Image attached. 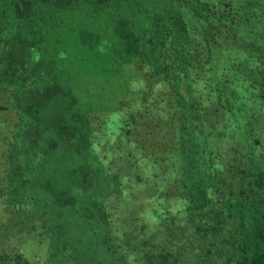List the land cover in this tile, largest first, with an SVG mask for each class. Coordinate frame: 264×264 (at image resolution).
<instances>
[{"label":"trees","instance_id":"16d2710c","mask_svg":"<svg viewBox=\"0 0 264 264\" xmlns=\"http://www.w3.org/2000/svg\"><path fill=\"white\" fill-rule=\"evenodd\" d=\"M5 110L0 240H264V0H0ZM141 258L264 241H0V264Z\"/></svg>","mask_w":264,"mask_h":264},{"label":"rangeland","instance_id":"374dc122","mask_svg":"<svg viewBox=\"0 0 264 264\" xmlns=\"http://www.w3.org/2000/svg\"><path fill=\"white\" fill-rule=\"evenodd\" d=\"M9 111H10V110H5L4 113H3V112H0V113L3 114V116H4V115H8V116H10L11 114L8 113ZM120 237L127 238V237H124V236H121V235H120ZM126 243H127V241H126ZM121 244H122V242H121ZM143 260H144V258H141V260H140L142 264H143ZM128 263H130V262L128 261Z\"/></svg>","mask_w":264,"mask_h":264}]
</instances>
